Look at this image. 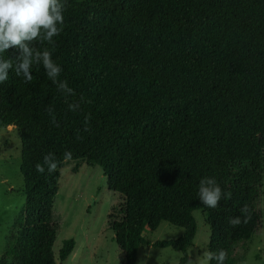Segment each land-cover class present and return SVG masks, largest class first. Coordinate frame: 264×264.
<instances>
[{
	"label": "trees",
	"instance_id": "obj_1",
	"mask_svg": "<svg viewBox=\"0 0 264 264\" xmlns=\"http://www.w3.org/2000/svg\"><path fill=\"white\" fill-rule=\"evenodd\" d=\"M62 3L54 46H33L52 50L62 68L58 79L72 94L59 91L42 65H33L31 82L10 70L0 83V128L14 127L20 138L25 198L0 264H60L69 257L73 240L54 256L52 221L60 169L69 161L100 167L108 190L122 198L108 215L122 264H136L142 246L170 248L181 254L177 264H188L195 211L210 228L208 250H225L224 264H231L233 245L248 242L261 222L255 208L264 171V0ZM16 54L9 49L0 57ZM72 103H79L76 111ZM49 152L58 168L41 174L35 165ZM206 177L224 194L216 208L199 201ZM231 217L242 222L232 227ZM161 222L183 234L150 244L142 232Z\"/></svg>",
	"mask_w": 264,
	"mask_h": 264
},
{
	"label": "rangeland",
	"instance_id": "obj_2",
	"mask_svg": "<svg viewBox=\"0 0 264 264\" xmlns=\"http://www.w3.org/2000/svg\"><path fill=\"white\" fill-rule=\"evenodd\" d=\"M20 165L21 143L17 130L11 126L0 128V258L12 223L24 205ZM259 190L261 195L255 210L261 216L260 226L248 242L233 245L231 264H264V171ZM122 202L118 194L108 190L100 167L84 161L64 163L52 209V221L58 226L53 246L55 258L64 241L73 240L75 245L60 264H122L123 254L108 222V215ZM118 217L115 211L113 218ZM193 217L197 230L193 245L188 249V264H196L197 258L208 250L211 235L203 214L195 211ZM182 234L183 229L164 222L154 231L145 228L142 232L150 244L175 240ZM180 258L181 254L170 248L142 246L138 249L136 264H177Z\"/></svg>",
	"mask_w": 264,
	"mask_h": 264
},
{
	"label": "clouds",
	"instance_id": "obj_3",
	"mask_svg": "<svg viewBox=\"0 0 264 264\" xmlns=\"http://www.w3.org/2000/svg\"><path fill=\"white\" fill-rule=\"evenodd\" d=\"M64 11L65 4L62 0H0V53H6L9 49H16L18 52L14 57L7 59L0 57V83L8 79L10 70H14L16 76L23 78L25 82H31L33 65H42L48 78L56 84L59 91L66 95L72 94L73 90L67 81L58 79L62 68L53 60L52 50L47 47L41 50L33 46L34 42H47L54 46L53 38L62 31ZM79 106V103H72L69 104V109L76 111ZM46 111L56 124L54 110L47 108ZM88 122L89 117H85V132L90 130ZM71 156L70 151H65L63 158L70 160ZM35 168L41 174L46 170L48 173L55 172L58 168L55 154L49 152L44 155L43 162L37 163ZM223 195L221 187L213 177L199 181V201L205 207L216 208ZM241 211L247 213V205ZM246 220L247 216L245 222ZM241 222L240 217L229 218L232 227ZM226 258L227 253L223 249L216 252L205 250L203 255L197 258L196 264H212V261L224 264Z\"/></svg>",
	"mask_w": 264,
	"mask_h": 264
}]
</instances>
